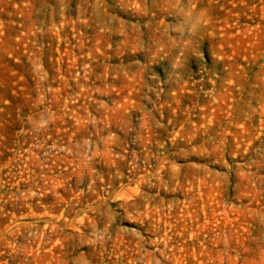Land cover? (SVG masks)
I'll return each mask as SVG.
<instances>
[{
  "label": "rangeland",
  "instance_id": "1",
  "mask_svg": "<svg viewBox=\"0 0 264 264\" xmlns=\"http://www.w3.org/2000/svg\"><path fill=\"white\" fill-rule=\"evenodd\" d=\"M0 264H264V0H0Z\"/></svg>",
  "mask_w": 264,
  "mask_h": 264
}]
</instances>
